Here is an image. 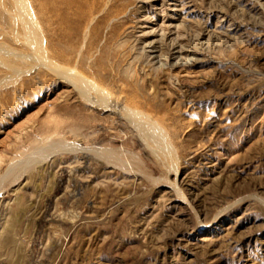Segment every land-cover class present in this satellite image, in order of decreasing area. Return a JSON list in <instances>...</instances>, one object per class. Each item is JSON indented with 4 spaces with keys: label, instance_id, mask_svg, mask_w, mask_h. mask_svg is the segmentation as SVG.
Returning <instances> with one entry per match:
<instances>
[{
    "label": "rangeland",
    "instance_id": "374dc122",
    "mask_svg": "<svg viewBox=\"0 0 264 264\" xmlns=\"http://www.w3.org/2000/svg\"><path fill=\"white\" fill-rule=\"evenodd\" d=\"M29 1L47 64L0 0V264H264V0Z\"/></svg>",
    "mask_w": 264,
    "mask_h": 264
},
{
    "label": "bare ground",
    "instance_id": "6f19581e",
    "mask_svg": "<svg viewBox=\"0 0 264 264\" xmlns=\"http://www.w3.org/2000/svg\"><path fill=\"white\" fill-rule=\"evenodd\" d=\"M16 2H17L19 12H21L26 18V20L23 23L25 25V31L28 35L29 42L33 45L34 51L39 56L41 63L47 64L46 56H45V49L43 45V38L41 34L39 33L37 26L34 22L30 1L29 0H16ZM57 71L59 75L64 77L65 81L72 84V86L74 85L76 86V88H78L83 98H85L88 102H92L88 94L93 91H97V90L94 88V86L89 81L79 76L76 73V71H70V70L66 71V70H59V69ZM97 101L104 108L106 109L108 108V105H109L108 101H110L108 100V98L101 96L97 99ZM127 111L128 112H124L125 115L126 113L127 114L129 113V115H126L128 116L127 118H129L132 121L139 122L140 114L138 112H135L129 109ZM137 128L138 127H136V130Z\"/></svg>",
    "mask_w": 264,
    "mask_h": 264
}]
</instances>
